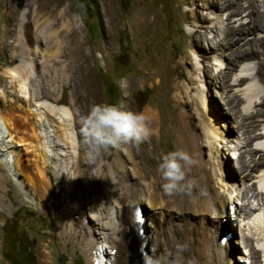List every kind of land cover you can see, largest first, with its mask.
I'll return each instance as SVG.
<instances>
[{
    "label": "rangeland",
    "instance_id": "1",
    "mask_svg": "<svg viewBox=\"0 0 264 264\" xmlns=\"http://www.w3.org/2000/svg\"><path fill=\"white\" fill-rule=\"evenodd\" d=\"M254 1L264 14V0ZM107 3L109 7L106 11L93 0H66V6L72 8L78 19L86 43L85 53L89 49L93 50L89 65L95 82L90 88L87 107L90 108L93 103H123L134 112L144 113L153 109L163 117L161 118L170 133L167 132L161 139L157 138L159 141L155 151L147 139L138 145H122L119 148L122 156L116 153L118 149H111L97 157L98 163L92 165L91 169L94 172L98 164L104 165L105 175H100L99 180L96 179L98 182L94 180L92 183L95 190L88 201L78 195L83 192L80 189L85 187L82 181L74 185L76 195L73 200L69 198L68 185L64 180L67 173L60 170L58 175H66L61 179L54 174L58 168L54 169L51 163L48 167L51 190L47 199L41 200L34 196L29 188L19 189V194L15 186L23 187L25 177L19 175L13 158L9 156L12 183L0 187V196L5 199L0 206V264H147L149 260L152 264H201L199 243L194 241L191 246L189 233L192 232L193 237L199 238L203 230L212 225V215H208L205 223L190 218V225L184 226L181 220L164 219L163 216V219L160 218L159 211L155 213L142 202L139 204L142 216L136 217L139 236L134 233L136 229L131 219L130 198L126 194L127 185H133L140 192L139 198L151 196L158 203L161 201L165 192L156 171L157 163L162 153L177 150L178 134L172 129L177 123H183L189 131L186 135V150L194 159L209 162L207 172L212 178V185L221 194L227 195L230 192L229 200L238 199L237 204L244 212L237 216L232 206H226L222 228L224 236L221 239L222 243L234 246L236 252L235 257L225 264H230L231 261L236 264H264V231H256L253 224H250L252 214L259 212L260 204L264 203V197H256V194L264 195V189L257 183L259 176L264 174V167L256 164L264 157V66H261L264 63V48L257 43L262 51L260 58L243 61L235 67L231 64L232 60L238 59L236 56L239 47L244 44L242 49L249 50V40L259 42L264 37V30L258 33L251 30L246 0H108ZM224 3L230 4L221 7ZM26 5L32 6V16L25 12ZM35 10L34 0H0V109L8 108L2 100L1 85L6 86L9 99L18 95V85L14 86L1 78L5 70L20 67L23 71L22 78L25 79L27 64L35 59V68L31 69V74L28 72V76L33 75L32 95L37 101H53L52 95L45 94L49 91L42 94V75L49 68L47 72L50 78L58 81L55 71L68 60L63 57L67 43L65 37L59 36L60 28L48 27L46 17L37 16ZM35 16L38 18V28H44L45 32L51 30L55 36V32L58 33L56 44L59 47L55 43L48 45L34 36ZM6 27L8 32L3 44ZM243 28L250 31L241 33ZM240 37L241 40L236 41ZM219 40L226 41V44L216 50L213 46ZM101 49L107 54L104 60L100 54ZM45 64L48 67H44ZM221 70L228 77H219L217 80L218 83L227 80L224 83L226 88L211 78ZM244 77L249 79L240 83L239 80ZM126 80L132 81L128 92L125 89ZM61 84L59 80L51 86L50 91L52 94L58 93L54 97L62 98L60 107H63L70 101L71 88L66 81ZM18 99L26 109L29 108L26 99ZM231 99L235 101L229 105ZM232 108V113L227 115ZM210 120H213L210 129L216 135L220 160L224 162L222 173L218 166H213L217 165V161L209 158L210 144L206 125ZM248 122H253V128L246 133L245 124ZM150 128L152 137L156 127L150 125ZM192 135L198 136L196 141L190 138ZM25 147L22 145L18 149L23 153L25 164H30L33 162V155L28 146ZM227 147L232 150V154L227 152ZM87 155L93 157L88 150ZM85 163H82L83 169L88 167ZM117 163L116 174L122 179L121 182L118 178L113 181L109 176L113 165ZM121 165L126 168L123 169ZM75 174L84 179L85 174L81 176L77 171ZM125 174L129 175L123 177V180L121 176ZM195 184L193 192H199L200 184ZM121 191H124L123 195ZM187 191L176 192L171 196L179 200L182 194H191V190ZM173 206L175 204L172 199L170 208H174ZM251 208L255 210L252 211ZM104 211L106 219L102 223L105 226L111 224V230H106L110 236L105 240L103 235L99 238L97 232L92 233L93 229H98L91 226L94 222L92 217L96 215L102 219ZM248 215H251L250 218ZM85 218H88V222H85ZM155 220L161 222L154 225ZM255 251L256 263L251 259ZM246 257L250 259L246 261Z\"/></svg>",
    "mask_w": 264,
    "mask_h": 264
},
{
    "label": "bare ground",
    "instance_id": "2",
    "mask_svg": "<svg viewBox=\"0 0 264 264\" xmlns=\"http://www.w3.org/2000/svg\"><path fill=\"white\" fill-rule=\"evenodd\" d=\"M93 1L97 5H100V7H102L105 10L108 9V7H109V5L107 3L108 0H93ZM246 2H247V9L249 10V16L251 18V24H252L251 30L256 31V33H258L259 31H263L264 30V14L259 11L258 6L254 0H246ZM34 3L36 5L35 11L37 12V16L46 17V19L48 20L47 21L48 27H51V28H54V26L59 27L60 28L59 32L61 33L59 36L62 35V37H65V39H66V43H67L66 47L67 48H66V51L63 50V54H64L63 57H66L68 60H67V62H66V60H64L66 62V64L61 63L62 64L61 67L58 68V66H57L56 68H58V69H56L55 73L57 72L56 77L58 76V79L62 83L61 85H63V83L66 81L68 86H70V88H71L70 89L71 90L70 101L68 102L67 105L60 107L61 106L60 103L62 101V98L61 97H54V95L57 96L58 93L57 94L51 93V91H50L51 86H54L55 83L57 84L59 80L57 81L53 77L50 78V76L47 72V71H49V68L46 71L44 70V74L42 75L43 80H44V85L42 86V94L44 95V91H49V92H46L45 94L46 95H48V94L52 95L53 101H51L49 99L46 101H40V100L37 101V99L33 97V95H32L33 92H32V87H31V84L33 81V80L31 81V78L33 75L28 76V74L29 73L31 74L32 73L31 69L35 68L33 65L35 63V59H31V61L27 64L26 70L29 73L27 72V77H25V79L22 78L23 77L22 76L23 71H22V68H20V67H15V68L10 69L8 71L5 70V72L2 73L1 78H3V80L5 82H7V83L9 82L14 86L18 85V89H17L18 95H15V97H16V98H14L15 100L9 99V97H8L9 94L6 91V89H7L6 86L4 84L1 85L2 100L4 101L5 105H7L8 108L0 109V143L2 142L0 145V187L2 185L8 186V184H10L9 182H11V177H10L11 174L10 173H12V170L9 167V160H8L9 159L8 157L10 156L11 158H13V160L15 162V165H16L15 167L17 168V172L19 173V175L24 176L25 181H26V183L23 185V187L21 185H18V187L15 186V190L17 192H19V189H21V188L22 189L23 188L24 189L29 188L30 191L33 192L34 196H36V197L38 196L41 200L47 199V196H48V194H50V190H51L50 175L48 172V167H49V164L51 163L53 165V168L54 167L58 168V169L54 168V169H56L54 174L59 176L61 179H64L66 175H62V174L58 175V172H60V170H61L63 173L64 172H65V174L67 173V176L64 180H66V183L68 185L69 198L72 199L74 197V195H76V188L74 187V185H76L78 183L80 184L82 181V183L85 185V187H82L80 189L83 192H80L78 195L82 199H84L85 201L86 200L88 201V198L90 197L92 192H94V190H95L93 188V186H95V185H93L92 183H94V180L97 183L98 181L96 179L99 180L100 175H102L103 177L105 175L104 170H103L105 168V167L103 168L104 165L102 166L101 164L100 165L98 164V167L96 168V171H94V172L91 169L92 165L98 163L99 159L96 156H94L93 154H92L93 157H90L89 155H87V150H88V152H90V151H89L88 147L83 143V137L80 134L81 117L83 115H85L89 110V107H87L88 106L87 101L89 100V96H90V92H91L90 88L92 87V85H94V82H95L93 71L91 70L90 65H89V61H90L89 58L92 56L93 50L89 49L88 53H85L86 49H84V46L86 45V43L83 40L84 37L82 36V33H81L82 31H81L78 19H77L76 15L74 14V11L72 10V8L69 6H66V0H34ZM229 4L230 3H228V4L224 3L221 7H225V6L227 7ZM26 6H27L26 7L27 9L25 12H28L29 16H32V11H33L32 6L31 5H26ZM263 7H264V2H263ZM29 20H30V18H29ZM6 23H8V19H6ZM44 24H46V23H44ZM42 28H43V26H42ZM7 30L8 29L6 27L5 28V34H4L3 41H2L3 44L5 43V39L7 37V32H8ZM35 30H36V32H35L34 36H36V38L38 40H43L44 42L48 43V45L50 43L56 44V42H57L56 36L58 33L55 32V34H56V36H55L54 33L51 32V30L49 32H45L44 28L43 29L38 28V18L37 17L35 18ZM246 31H250V29H248V30H246V28L241 29V33L246 32ZM24 39H26V38H24ZM57 39H59V37ZM61 39L63 40V38H61ZM239 40H241V37L236 39V41H239ZM18 41H20V40H18ZM25 42H26V40H25ZM37 43H39V42H37ZM247 43L250 45L249 50H243L242 49L244 44L241 47H239L237 50V56H236L238 59L231 61L232 67H235L236 65H238L239 63H242L243 61H250V60L255 59V58H260V56L262 55V51L258 47L257 43H259L264 48V37H263V39L259 40V42L256 41L255 39H251ZM225 44H226V41L219 40V42L217 44H215L213 47L216 50H218L219 48H221ZM19 45H21V43H19ZM60 45H61V43H60ZM57 46L58 45L56 44V47ZM62 46H63V43H62ZM51 47H52V45H51ZM100 54L104 60L105 56L107 55L106 52L101 49ZM54 61H56V60H54ZM59 61H61V60H59ZM44 62L47 63L46 60ZM45 66H47V65L45 64L44 67ZM261 66H264V63ZM23 67H24V65H23ZM47 67L45 69H47ZM49 67H53V66H49ZM263 69H264V67H263ZM54 70H55V68H54ZM213 72L214 71L212 70V74H213ZM219 77H222L223 79H227L228 75L226 73H224V71L221 70V71H219V73L216 76L211 77V78H214L215 80H217V79H219ZM247 79H249V77L241 78V80H239V81L241 83V82L247 81ZM63 80H64V82H63ZM226 82H227V80L226 81L223 80L222 83H220V81L218 83V80H217L218 85L225 87V88H226V85L224 83H226ZM125 83H126L125 89L128 92L132 87V81L126 80ZM255 90L257 91V88ZM92 94H94V93L92 92ZM20 97H21V99H23V101H24V99H26L27 105L29 107L28 109H26L21 104L22 102L20 103V100L18 99ZM234 101H235L234 99H231V101L229 100L228 104L231 105L232 103H234ZM236 106H238V103L236 104ZM33 108H35V110H32ZM232 110H233V108L229 109L227 115H230L232 113ZM143 114L149 118L150 125L156 127V131L154 132V135L152 137L149 136V138H148L150 140V144L153 148V151H155L157 148V143L159 141V140H157V138L161 139L166 135V133L168 132V130L166 128L167 126H165L163 119H162L163 117L160 115V113H158V111L155 112L153 109H150V110H146ZM182 116H183V114H182ZM251 117H253V115H251ZM246 118L248 119V117H246ZM212 123H213V120H210L206 125V131L208 133V134L207 133L206 134L208 136V140H209V144H210V157L209 158L213 159L214 161H217V165H213V166H216V168L219 167L218 170L220 173H222L223 172V166L222 165L224 164V162L222 160H220L221 154H220V150L218 149V145L216 144V140H215L216 135L214 133V130L212 131L210 129V125ZM245 127H247L246 133H248L249 129L253 128V122H248L247 124H245ZM172 129L178 134L177 141H176L177 149H185L186 150V145H185V142L187 141L186 135L189 132L187 130V126L184 125L183 123L182 124L177 123V125H174ZM168 133H170V132H168ZM195 135H192L190 137L193 141L197 140L198 136H195ZM223 139H225L224 136H223ZM22 145L23 146L25 145L26 147L28 146L29 151L32 152V155H33L32 161L33 162L30 164H25L24 158L22 157L23 153L21 154V150L18 149V147L22 146ZM227 146H228V142H227ZM131 150L135 151L134 149H131ZM227 152L229 154L230 153L232 154V150H230V148H228V147H227ZM116 153L120 154L122 156V152L120 151V149H118L116 151ZM6 154H8V156H6ZM260 159H261V161H259V163H256V164L264 167V157L260 158ZM83 161H85L86 162L85 164L88 165L87 169H83V167H82ZM212 163H214V162H212ZM208 164H209V162H206L204 160H200V159L196 160L195 159L194 166L187 171V177L189 179H194L196 183L200 184L201 188L198 189L199 192H197V191L193 192V187H192L191 192H190L191 194L188 196H185L182 194L181 197L179 196L180 198L177 196L179 198V200L178 199L176 200L175 197L173 198L172 197L173 195L171 196V195L166 194V193L162 194V196H161L162 198H161V201L159 203L155 199H153L151 196H149V197L144 196V198L143 197L139 198L138 196H139L140 192L138 193V190L135 189V187H133V185L132 186L127 185V193L126 194L130 198L129 206L132 208L131 209L132 210L131 211V219L134 222L133 223L134 226L133 225L132 226L135 227V229H136V231H134L135 235H139V231L137 230L138 229L137 228L138 220H136V217L142 216V214L139 213V204L142 202L147 204L150 207V209H153V211H155V213L157 211H159L160 218H162V216H163L164 219L181 220L184 226L190 225V221H189L190 218L191 219L196 218V221H201L202 223H205L206 220L208 219V215L209 216L212 215L211 216V218L213 217L212 218V225L210 227H206L205 228L206 230L204 229L205 231L203 230V233H202L203 235L201 234V235H199L200 236L199 238H196L195 236L194 237L192 236V234H191L192 232L189 233L190 239L188 238V240L190 242V245L193 246L194 241H195V243L196 242L199 243V246H198L199 249L198 250L200 251L199 255L201 256V258H199V259L202 260L201 264H225V262L226 261L228 262V260L230 258H234L235 252H236L234 246L232 247L230 245V243H227V244H226V242L222 243V239H221V237L224 236V234L222 233V228H223V222H224V217H225L224 216L225 210H226V206L230 205V206H232L233 211L235 212V214L237 216L238 215L241 216L242 214H244V212L242 211V208L239 207L237 204L236 200H238V199H236L234 201L229 200L230 196H231L230 192L227 195L221 194V192L219 193L218 189H216L214 187V185H212V182H211L212 178L210 179V176L207 172L208 171L207 170ZM116 166H118V163L115 166L113 165L112 172H110L109 176L112 177L111 180H113V181H116L115 179H117V178H118L117 180L120 181L121 178L119 177V175L116 174V172H117ZM244 166H249V165L244 164ZM121 167L123 169L126 168L123 165H121ZM213 168H215V167H213ZM76 171L81 176H83L85 174L84 179L80 178V176H77L75 174ZM82 171L83 172L85 171V173L82 174ZM212 172H214V170H212ZM116 175L118 177H116ZM125 175H122L121 177L126 178L129 174L126 176ZM124 178H123V180H124ZM219 179L222 183L224 182L221 175H220ZM114 183H116V182H114ZM257 183L261 188L264 189V174L259 176ZM16 184H17V182H16ZM151 184H152V182H151ZM151 184H150V186H151ZM157 184H160V183H157ZM104 185H105V183H104ZM124 186H126V185H124ZM152 187H153V185H152ZM224 187L221 186V188H224ZM150 188H149V190H150ZM119 189L122 190L123 188H119ZM147 190H148V188H147ZM123 192L124 191H121V194ZM119 193H120V191H119ZM19 194H20V192H19ZM110 196H112V195H110ZM174 196H176V194ZM258 196H260L261 198L264 197V195L261 193L256 194V197H258ZM114 197H112V198H114ZM106 199H107V197H106ZM172 199H173V203L175 204V206H173L174 208H170V200H172ZM104 200H105V197H104ZM4 202H5L4 197L0 196V206H2L4 204ZM105 202H106V200L103 203H105ZM263 202H264V200H263ZM86 203L84 205H87ZM88 203L90 204V202H88ZM252 205H255V204H252ZM110 206H112V205H110ZM101 207H103V204H101ZM108 207H109V205L107 206V208ZM120 207H121V205H120ZM135 208H136V211H135ZM257 208H256V210H257ZM121 209H123V208H121ZM253 210H255V209L253 208L252 211ZM258 210H259V212L252 214V216L250 215L251 216V219H250L251 223L250 224H253V228L256 231H264V229H263V227H264V203L260 204ZM105 211H104V213H102V219H100L98 216L95 215L94 216L95 218L92 217L94 222L91 223L92 224L91 226H95L98 229V231L93 229L92 233L97 232V234H99V238L103 235L104 240L109 238L110 235L107 232L111 230V224H108L105 226V224L102 223V221L106 219ZM167 211L170 212L168 215H167V213H168ZM190 215H193V216H190ZM110 216H111V214H110ZM250 216H249V218H250ZM110 219H111V217H110ZM235 219H236V216H235ZM247 220H248V218H247ZM86 221L88 222V218L87 219L85 218V222ZM159 221L160 220H155L154 225H158ZM164 221L162 220L163 223H166ZM243 221H245V220H243ZM108 222H111V220L107 221L106 224ZM136 222H137V224H136ZM152 224H153V222H152ZM112 226H113V224H112ZM115 229H117V228H115ZM106 230H108V231H106ZM198 233H200V231ZM149 238H151V237H149ZM142 240L143 239H141V241ZM142 242H144V241H142ZM256 254H257V252L255 251L251 257L252 260L253 259L255 260L254 261L255 263L257 262ZM246 258H247L246 261L248 259H250V257H246ZM226 264H228V263H226ZM230 264H236V263H233L231 261Z\"/></svg>",
    "mask_w": 264,
    "mask_h": 264
},
{
    "label": "clouds",
    "instance_id": "3",
    "mask_svg": "<svg viewBox=\"0 0 264 264\" xmlns=\"http://www.w3.org/2000/svg\"><path fill=\"white\" fill-rule=\"evenodd\" d=\"M80 134L89 151L99 157L122 145L140 144L149 138L151 128L147 116L132 111L123 103H93L81 117ZM194 164V157L185 149L162 153L156 168L162 190L169 195L190 191L196 182L187 177V171ZM147 264L152 262L149 260Z\"/></svg>",
    "mask_w": 264,
    "mask_h": 264
},
{
    "label": "water",
    "instance_id": "4",
    "mask_svg": "<svg viewBox=\"0 0 264 264\" xmlns=\"http://www.w3.org/2000/svg\"><path fill=\"white\" fill-rule=\"evenodd\" d=\"M141 264H143V263H141Z\"/></svg>",
    "mask_w": 264,
    "mask_h": 264
}]
</instances>
